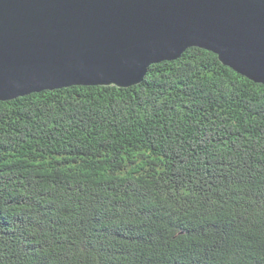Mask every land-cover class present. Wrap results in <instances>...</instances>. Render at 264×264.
I'll return each instance as SVG.
<instances>
[{
    "label": "trees",
    "instance_id": "trees-1",
    "mask_svg": "<svg viewBox=\"0 0 264 264\" xmlns=\"http://www.w3.org/2000/svg\"><path fill=\"white\" fill-rule=\"evenodd\" d=\"M0 264H264V83L193 46L0 100Z\"/></svg>",
    "mask_w": 264,
    "mask_h": 264
},
{
    "label": "water",
    "instance_id": "water-1",
    "mask_svg": "<svg viewBox=\"0 0 264 264\" xmlns=\"http://www.w3.org/2000/svg\"><path fill=\"white\" fill-rule=\"evenodd\" d=\"M193 46L264 83V0H0V100L139 84Z\"/></svg>",
    "mask_w": 264,
    "mask_h": 264
}]
</instances>
